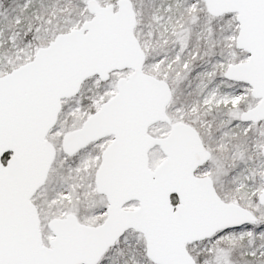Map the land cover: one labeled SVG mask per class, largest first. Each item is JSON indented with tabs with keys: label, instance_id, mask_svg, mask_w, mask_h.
Returning <instances> with one entry per match:
<instances>
[{
	"label": "snow or ice",
	"instance_id": "obj_1",
	"mask_svg": "<svg viewBox=\"0 0 264 264\" xmlns=\"http://www.w3.org/2000/svg\"><path fill=\"white\" fill-rule=\"evenodd\" d=\"M0 264H264V0H0Z\"/></svg>",
	"mask_w": 264,
	"mask_h": 264
}]
</instances>
